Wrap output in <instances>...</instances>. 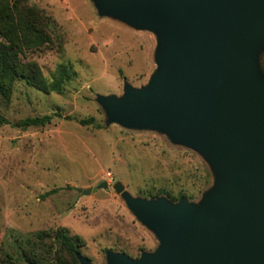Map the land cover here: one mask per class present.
<instances>
[{
  "label": "rangeland",
  "instance_id": "1",
  "mask_svg": "<svg viewBox=\"0 0 264 264\" xmlns=\"http://www.w3.org/2000/svg\"><path fill=\"white\" fill-rule=\"evenodd\" d=\"M26 4L54 21L52 42L28 51V59L49 80L63 64L74 76L63 94L18 82L9 100L0 96V113L12 123L0 128V262L28 252L44 264H80L52 236L59 228L83 241L78 252L92 264H108V251L134 260L156 253V233L113 185L121 182L135 199L186 198L200 205L216 185L215 172L203 154L172 142L166 132L109 124L98 99H121L127 85L149 86L158 69L160 32L102 15L94 0ZM259 65L264 75L261 60ZM56 113L63 118L55 116L45 127L14 126ZM88 118L100 128L78 123ZM105 181L109 190L99 189ZM91 188L89 195L78 192Z\"/></svg>",
  "mask_w": 264,
  "mask_h": 264
},
{
  "label": "water",
  "instance_id": "2",
  "mask_svg": "<svg viewBox=\"0 0 264 264\" xmlns=\"http://www.w3.org/2000/svg\"><path fill=\"white\" fill-rule=\"evenodd\" d=\"M94 1L102 15L160 32L149 86L98 99L108 123L166 132L216 175L200 205L135 199L113 185L161 248L140 260L108 251V264H264V0Z\"/></svg>",
  "mask_w": 264,
  "mask_h": 264
},
{
  "label": "trees",
  "instance_id": "3",
  "mask_svg": "<svg viewBox=\"0 0 264 264\" xmlns=\"http://www.w3.org/2000/svg\"><path fill=\"white\" fill-rule=\"evenodd\" d=\"M26 1L0 0V96L8 100L18 82H23L28 87L45 94H63L66 83L74 76L71 68L63 64L58 67L53 79L49 80L38 63L28 59V51L43 49L52 42L54 21L36 7H28ZM260 60L264 65V53L261 54ZM55 116L63 118V115L56 113L22 119L14 126L24 129L45 127L53 122ZM64 118L76 120L68 116ZM78 123L82 126L100 128L95 118L81 119ZM11 124V121L0 113V128ZM172 200L177 202L179 199L172 197ZM52 236L78 263L77 253L83 246V241L78 236H72L66 228L57 229ZM10 258L11 261H1L0 264H18V261H24L23 264H44L37 253L25 252L24 259Z\"/></svg>",
  "mask_w": 264,
  "mask_h": 264
},
{
  "label": "built area",
  "instance_id": "4",
  "mask_svg": "<svg viewBox=\"0 0 264 264\" xmlns=\"http://www.w3.org/2000/svg\"><path fill=\"white\" fill-rule=\"evenodd\" d=\"M109 176H110V179L109 180L112 181V178H111V175L110 174H109Z\"/></svg>",
  "mask_w": 264,
  "mask_h": 264
}]
</instances>
